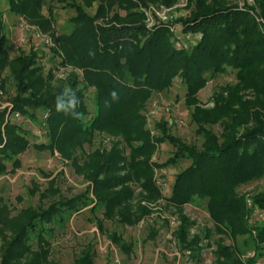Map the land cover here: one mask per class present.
Returning <instances> with one entry per match:
<instances>
[{"label":"trees","instance_id":"trees-1","mask_svg":"<svg viewBox=\"0 0 264 264\" xmlns=\"http://www.w3.org/2000/svg\"><path fill=\"white\" fill-rule=\"evenodd\" d=\"M148 1H66L65 5L75 11L70 32L54 33L53 39L62 51L61 63L80 71L84 86L94 88L95 113L87 121L83 93L77 88L75 78L68 92L62 87L47 88L51 76L46 79L40 74L36 52L31 50L27 55L10 59L0 12V79L6 68H10L16 87L12 109L29 118L32 114L27 112V107L48 114L46 122L50 141L35 144L36 149L57 150L63 155L65 147L82 148L97 130H118L128 136L132 124L123 106L132 110L138 108L153 92L170 87L176 77L185 84L189 94L205 86L226 67L232 68L248 87L254 88L253 83L262 78L258 71L251 69V65L264 61V0H253L255 5L240 6L225 4L224 0H189L188 4L193 8L187 17L180 19L182 30L200 35L189 50L176 48L168 24L147 26L143 8ZM173 1L163 0L166 4ZM94 2L97 7L90 15L85 8H91ZM42 4L43 0H8L11 12L24 16L46 31L51 22L41 15ZM120 10L124 14H120ZM58 100L64 105L61 110H57ZM72 101H75L74 106ZM257 107L250 114L245 112L246 119L238 113L233 115L240 133L230 138L224 135L220 141L211 131L200 128L205 139L200 150L165 134L164 130L160 139L168 140L175 147L173 161L179 157L190 160L189 167L175 178L168 198L171 204L179 210L194 197H208L210 216L220 232L255 231V253L251 260L230 264H254L255 255L264 252V195L252 200V206L263 216L260 223L257 219L244 218L246 213L242 204L233 195V188L239 183L264 175V120L259 119ZM6 112L0 114V175L7 170L9 163L13 168L19 167L20 156L30 147L22 128L4 117ZM94 153L99 163L86 176L91 184L86 192L53 201L47 208H29L28 218L12 231L9 238L2 237L0 232V264L47 263L50 253L47 237L55 228L64 226L70 215L89 205L90 212L102 208L103 220L115 219L121 225H134L152 211L139 204L138 216L139 213L132 208L133 192L127 185V178L113 175L119 169L118 152L108 155L99 151ZM144 189L153 201L159 199L152 176L146 179ZM102 219H95L99 229H102ZM191 224L181 213L174 238L180 251H188L197 257L201 252L199 243L202 237L199 233L189 238ZM155 235L152 232L150 237ZM203 237L206 239L209 234L205 232ZM111 239L122 248L123 240L119 235L112 234ZM225 249L221 246L218 253L222 255ZM122 250L129 252L128 247ZM92 257L93 253L87 249L75 258L74 264H94Z\"/></svg>","mask_w":264,"mask_h":264},{"label":"rangeland","instance_id":"rangeland-1","mask_svg":"<svg viewBox=\"0 0 264 264\" xmlns=\"http://www.w3.org/2000/svg\"><path fill=\"white\" fill-rule=\"evenodd\" d=\"M66 1L43 0L41 15L51 22L46 31L24 16L11 12L8 0L0 1V12L10 59L27 55L31 50L36 52L40 74L46 79L51 76V80L47 81V88L62 87L68 92L75 78L77 88L83 93L88 111L85 117L87 121L95 113L94 88L84 86L80 71L61 63L62 51L59 43L53 39L54 33L59 35L70 32L71 18L75 11L65 5ZM188 3L189 0H174L171 4H166L163 0H150L143 9L165 11L169 24L180 31V19L187 17L193 8ZM223 3L255 5L253 0H224ZM96 7L97 2H94L85 11L93 15ZM119 13L124 14L122 10ZM22 20L33 27L24 42L21 41ZM168 29L173 39L174 34L169 27ZM38 33L39 37L36 36ZM199 38L200 35L195 36L194 41L197 42ZM251 66L262 77L253 83L254 88L242 83L230 67L216 74L192 94L187 93L185 84L176 77L170 87L153 92L136 110L123 106V112L128 111L132 124V128L128 129V136L118 130L93 131L90 142H85L82 148L65 147L63 155L57 150H38L34 147L35 144L49 143L48 124L47 120L44 123L42 121L43 110L27 107V112L32 114L30 118L21 114L18 119L9 120L22 128L30 147L20 156L19 167L13 168L9 163L7 170L0 175L2 237L9 238L12 231L26 221L30 214L29 208H47L53 201L70 199L86 192L91 185L86 176L99 163L94 152L108 155L116 151L120 155V163L113 175L127 178V185L133 192L132 208L139 213L138 216L139 204L152 211L134 225H121L115 219L103 220L102 208L94 213L90 212L89 205L70 215L64 226L55 228L47 237L50 253L45 264H74L75 258L87 249L93 253L94 264H230L232 261L251 260L255 253L256 233L220 232L210 216L208 197H194L179 210L168 201L175 178L189 167L190 160L179 157L173 161L175 147L168 140L160 141L164 130L165 134L200 150L205 142L200 128L211 131L221 141L224 135L230 138L240 133L233 118L237 113L246 119V115L258 106V117L264 120V61L253 62ZM259 87L262 88L257 89ZM15 97V81L10 68H6L0 79V114L7 111L5 118L15 112L12 109ZM235 97L237 100H234ZM40 129L44 130L41 136L37 134ZM151 176L160 196L155 201L144 189L146 179ZM233 195L242 204V210L246 213L244 218L251 221L257 219L260 220L259 223L262 221L259 216L261 213L254 205L248 207L247 200L252 201L254 197L264 195V175L239 183L233 188ZM90 197L93 198L92 194ZM117 209L120 210L121 207ZM181 213L192 222L189 238L199 233L202 237L199 243L201 252L197 257L190 255L188 251H180L174 238L175 230L180 225ZM96 218L103 220L102 229L97 227ZM152 232L156 233L154 238L150 237ZM205 232L209 234L206 239L203 237ZM112 234L121 237L122 248L112 241ZM221 246L226 248L222 255L218 253ZM125 247H128L129 252L122 250ZM254 258V264H264V252Z\"/></svg>","mask_w":264,"mask_h":264},{"label":"built area","instance_id":"built-area-1","mask_svg":"<svg viewBox=\"0 0 264 264\" xmlns=\"http://www.w3.org/2000/svg\"><path fill=\"white\" fill-rule=\"evenodd\" d=\"M144 13L146 15V22H147V26L148 27H153L155 24L157 23H164V24H168L170 30L173 32L174 34V41H175V46L178 49H183V50H189L191 49L192 45L195 43L194 41V37L195 35H193L191 32H184L183 30H178L176 29V26H173L171 24H169V17L164 14L165 11L163 12H158V11H151V10H147L144 9ZM20 29L22 32V38L21 41L24 42L26 36L32 32L33 27L27 23L26 21H21L20 23ZM37 37L40 36V34L38 33L36 35ZM49 41V40H48ZM51 43V41H50ZM9 116H7V119L12 121V119H18L20 117V114L17 112H13L11 114H8ZM48 114L47 112H44V114L42 115V121L43 123L45 122L46 118H47ZM38 135H43L44 134V130L40 129L38 130ZM159 184V182H157ZM247 206L248 207H252V201L250 199L247 200ZM260 219L263 217L262 214H259ZM253 233L255 234V231H253Z\"/></svg>","mask_w":264,"mask_h":264},{"label":"clouds","instance_id":"clouds-1","mask_svg":"<svg viewBox=\"0 0 264 264\" xmlns=\"http://www.w3.org/2000/svg\"><path fill=\"white\" fill-rule=\"evenodd\" d=\"M75 101H72V106H74ZM64 108V105L58 100L57 102V110H61Z\"/></svg>","mask_w":264,"mask_h":264}]
</instances>
